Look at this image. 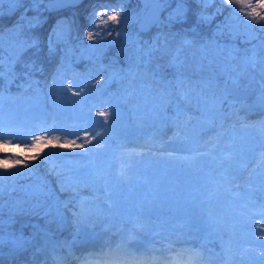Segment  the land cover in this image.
Masks as SVG:
<instances>
[{"label": "rangeland", "instance_id": "obj_1", "mask_svg": "<svg viewBox=\"0 0 264 264\" xmlns=\"http://www.w3.org/2000/svg\"><path fill=\"white\" fill-rule=\"evenodd\" d=\"M5 1L0 0V77L3 76L0 82L3 85L0 92V126H2L0 138L15 137L13 144L19 143V147H11L8 152L0 149L1 158L11 156L23 160L25 155L32 156L33 152H29L26 145L31 143L33 136H42L45 133L60 137L61 143L65 139L76 140L77 144L85 140V137L77 139V133L81 129L79 122L72 119L74 112L87 108L86 104L92 102L93 96H84L85 89L82 88L75 93H67L66 99L71 100L74 108L70 113H60L51 104L53 91L72 88L75 90L74 85L83 80L78 79L82 76V70L101 69L102 73L96 78L97 85L94 87L99 88V91L106 96H113L115 103L125 102V106L119 111L109 107L108 111L112 113L109 123L105 125L103 133L97 137L95 143L85 145L86 152L75 147L62 148L54 142L39 153L36 159L39 165H36L35 169L31 167V160L25 161L29 165L28 168L22 165L7 170L0 168V172L4 173L0 176V221H2L0 235L5 241L16 237L26 238L30 235L28 240L34 245L32 250H35L32 253L35 254L34 256L18 254L12 261L1 257L0 264H31L44 243L57 242L64 233L72 229L76 221H82L80 218L89 208L91 215L92 211L96 212L91 217L94 222L80 231L76 242L90 241L97 234L104 235L105 231L101 224L107 214L110 218H117L116 220L120 218L127 220L132 217L131 212H148L156 208L159 212L168 213L172 201L168 199L169 191L166 188H163L161 195L153 193L152 198L141 197L133 193L134 190L126 189L120 180L109 181L107 184L104 181L112 174L114 161L118 159L117 162H121L122 156L117 155L119 140H124L125 147L129 143L138 146L142 142L152 141L156 134H163L168 138L170 143L168 145L178 144L181 139H174L170 135L175 133L176 127L183 120L182 111H188L189 103L194 105L195 113L200 119H198L200 136L212 140L223 135V139L218 137L209 143L207 147L209 155L221 162L229 163L240 174L258 162L260 167L264 168V160L260 155L261 150L264 149V133L262 138V134L258 131L248 129L250 125L255 124L254 121L248 124L240 122L237 118L241 110L256 117L264 114V102L245 108L246 103L255 101L264 88V79L260 74L251 72L256 68L255 66H262L264 62L257 57L258 47L253 46L255 40H260V45L264 47V30L245 19L244 13L235 11L234 6L222 3L221 0H212L208 4L201 3L200 0H166L163 4L165 8L156 24L149 26L147 30L131 31L130 27L139 21L151 0H83L77 6L67 7L69 8H66L67 10L53 13L47 11L42 21H39L40 11L31 10L36 4L27 3L26 0ZM37 1L45 2V0ZM14 4L17 5L16 9L13 13H9L7 7ZM189 7H193L195 23L189 25L186 22H176ZM105 9L119 11V23L107 20V16L104 17L107 23H104L97 13ZM108 14L110 15L111 11ZM74 20L78 24L74 23ZM217 20L220 28L223 29L217 33L210 31V36L206 37L204 42L210 53L188 46L191 34L206 32L208 29L206 24ZM34 28L37 29L32 32ZM197 30L201 31L197 32ZM90 31L93 32L91 40L88 39ZM243 31H248L250 34L246 40L240 38ZM117 32L120 34L117 35ZM165 32L176 35L175 40H170L168 50L162 49V43L167 35ZM39 42L48 59L38 66H34L32 61L26 63L31 70L30 76L28 72L27 74L25 71L20 72V65L24 63V54L29 47ZM253 54H255L254 66L250 62ZM243 61H245L243 69L247 72V76L250 75L249 78H244L245 73H239L238 76L234 74ZM211 62L215 63L212 72L223 71V75L219 73L221 76L216 82V88L210 90L207 96L209 99L203 103L199 102L192 85L187 90L189 93L185 90L186 85L194 81L193 78L200 73V68L203 69L201 65L205 64L204 68H207V63ZM216 64L221 66L220 70H217ZM136 70L146 73L149 80L155 79L156 84H152L151 87L157 96L166 101L165 104L156 107L155 112L151 107L145 108L149 106V101L145 100L146 95L128 98V95L133 93L130 84L121 92H117V88L129 81ZM204 75L209 77L211 72ZM14 76H16L14 79L17 78L14 84L16 87L10 89ZM228 82H232L239 89H253V97L250 99L230 97L231 92L225 89ZM135 85L136 83L133 84ZM213 99H218V103L212 105ZM105 102L101 103L103 108ZM132 103L135 105L140 103L138 108L146 111V114L141 118L132 116ZM236 104H241L240 110H234ZM126 117L129 119L131 131L132 128L136 129L135 137H132L131 131L120 125ZM100 119L104 120V117L100 116ZM97 144L100 146L97 147ZM21 149H24V152L19 155ZM251 153L255 155L248 157ZM17 171L21 176H17ZM57 171L61 172V177L56 176V173H59ZM81 172L87 173L82 179L79 175ZM220 172L222 171L215 165L211 172H206L201 177L198 187H191L185 193L175 195L173 199L176 203L175 211L180 212L183 209V212L189 214L190 209L186 207L189 203L201 207L209 204L212 199L222 196L223 187L228 183L227 180L224 181L227 170H223L224 178L219 174ZM263 175L264 173L258 176ZM76 178L81 182L89 183L88 186L75 185L73 188H65L57 183L59 179L70 181ZM188 182L191 183V180ZM102 183L109 190L103 197L109 201L112 198L118 200L116 204L105 206L102 201L94 198L86 199V196L92 195L94 184ZM258 184L264 191V181ZM123 195H127L125 202L122 201ZM82 200L87 203L84 205L85 210L80 212L78 204ZM122 211L127 215L120 214ZM74 213L80 214L77 216ZM28 217L37 219L36 230H32L31 224L22 223V220ZM57 217H60L61 231L52 234L47 231L49 227L47 220H55ZM66 218L70 223L67 226ZM193 240H196L195 236ZM255 244L262 243L256 240ZM3 247H0V250Z\"/></svg>", "mask_w": 264, "mask_h": 264}, {"label": "bare ground", "instance_id": "obj_2", "mask_svg": "<svg viewBox=\"0 0 264 264\" xmlns=\"http://www.w3.org/2000/svg\"><path fill=\"white\" fill-rule=\"evenodd\" d=\"M206 25L208 26L206 32L197 30V32L203 34L195 33L190 35L188 46L195 50L200 48L205 50L206 53H210L204 46L206 37H209L211 32L217 33L223 28H220L218 20L211 21ZM165 35L166 39L162 43V49L168 50L170 48V40H175L176 35L174 36V34L168 32H165ZM248 36H250L249 32L243 31L240 38L241 40H246ZM254 42L253 46L259 49L257 57L263 62L264 47L260 45V40H255ZM244 62H242L241 67L234 71V74L238 76L240 75L239 73H245L244 78H249L250 75L247 76V72L243 69ZM213 66H215L214 62L207 63V68H204L205 64H202L201 67L203 69L200 68V73L193 78L194 81L186 85L185 92L189 93L187 90L192 85V90L198 95L199 102L205 103L204 101L209 99V97L207 99V96L210 94V90L216 88L217 80L223 75V71L212 72ZM216 66L217 70H220L221 66L217 64ZM255 67L251 72L260 74L264 79V62L262 66L257 65ZM82 72V76L78 77V79L83 80L78 81V84L74 85L75 90L70 88L71 90L61 89L53 91L51 104L60 113H70L74 111V108L71 100L66 99L67 93H75L82 88L83 90L85 89L84 96H93L92 102L86 104L87 108L80 112H74L75 115H73L72 119L75 122H79L78 125L81 129L78 131L77 137L88 139L96 132L102 134L106 125L97 113L108 111L109 107L119 111L121 110L120 108L125 106V102L122 104L115 103L113 96H106L99 91V88L94 87L97 85L96 78H99L98 75L102 73L101 69H86L82 70ZM209 72H211L209 77L204 75ZM219 73L222 74L219 75ZM63 76L70 77V75ZM134 83H136L135 86H133ZM128 84H130L129 87H131L133 92L128 95V98L132 99L146 95L144 97L145 100L149 101V106L145 108L151 107L153 112H155L156 107L166 103L163 100L164 98L157 96L151 87L152 84H156L155 79L149 80L143 71L136 70L129 78V81L117 88V92L127 88ZM104 101H106V105L104 104L105 107L103 108L101 103ZM217 101L219 100L213 99L212 105L217 104ZM259 102H264V88L255 101L246 103L245 108L256 106ZM131 105L132 116L141 118L146 114V111L138 108L140 103L137 105L132 103ZM240 105L236 104L234 110H240ZM170 106L173 105L170 104ZM187 107L188 111H182L181 114L183 120H180L181 122L176 127L175 133L170 135L174 139H181L178 144L175 146L168 145V138L163 136V134H156L152 141L142 142L138 146L129 143L127 147L124 146L117 153L119 157L122 156L121 162H117L116 156L115 159L117 160L114 159L113 164L115 167L112 169V174L108 175L107 180L104 181L107 184L109 181L120 180L126 189L134 190L133 193L141 197L152 198L153 193L161 195L163 188H166L169 191L168 199L172 201V205L169 206L170 211L163 213L155 208L150 209L148 212H131L132 217L127 220H124V218L116 220L117 218H110L109 214H107L103 222L101 221L105 231L104 235L97 234L90 241L76 242L80 231L87 228L91 222H94L91 217L96 212L92 211L91 215L89 208V211L87 210L85 214L82 213L83 215L80 218L82 221H76L72 229L64 233L57 242L47 241L44 243L40 253L33 262L31 261V264H136V261H142L143 264H173L172 257L181 252V244L189 241L194 236L199 242L200 250L195 248L196 250L193 251L202 253L201 262H206L207 264H264V239H261L264 237V191L258 184L264 181V175L258 176L264 173V168H261L258 162L255 165L252 164L240 174L229 163L214 159L208 154L207 147L216 138L223 139V135L212 140L205 136H200L198 131L199 117L195 113V107L192 103H189ZM188 117H191V119H188ZM237 118L240 119V122L248 124L254 121L255 124L250 125L248 129L258 131L263 138L264 114L256 117L241 110ZM171 140L173 141V139ZM96 141L97 138L92 143ZM116 162L117 164H115ZM215 165L221 171L227 170L224 181L227 180L228 183L223 187L222 196L212 199L209 204L201 205V207L189 203L186 205L190 209L189 214L183 212V209L180 212H176V203L173 201L174 196L182 192L185 193L191 187H198L201 177L206 172H211ZM122 171L123 175H121ZM57 172L59 173H56V176L61 177V172ZM85 174L87 173H79L81 179ZM127 178L129 180H126ZM188 180H191V183ZM57 183L65 188H73L75 185L86 187L89 184L85 181L81 182L79 178L78 180L76 178L70 181L59 179ZM94 188L92 195L86 196L87 200L94 198L97 201H102L105 206L118 202L114 198L109 201L103 197L109 191L104 187L103 183L94 184ZM126 196H122V201L125 202ZM121 206L123 208L124 204ZM120 214L127 215L123 211ZM22 223L31 224L32 230L37 229V219L35 217L24 218ZM258 223L260 227H257ZM256 240L262 244H255ZM117 247H119V251L111 255H101L102 252H107L109 249H117ZM182 260L186 264V256Z\"/></svg>", "mask_w": 264, "mask_h": 264}, {"label": "snow or ice", "instance_id": "obj_3", "mask_svg": "<svg viewBox=\"0 0 264 264\" xmlns=\"http://www.w3.org/2000/svg\"><path fill=\"white\" fill-rule=\"evenodd\" d=\"M201 3L208 4L211 3L212 0H200ZM222 3H226L228 5L234 6V10L237 12L244 13V18L249 20L252 24H256L260 26L261 30H264V0H221ZM109 11H111V14L109 15ZM97 15L100 17V19L104 22L107 23V20L119 23V17H120V12L117 10H109L105 9L101 13H97ZM107 16V20H104V17ZM98 34V33H97ZM117 35L120 33L117 32ZM111 35V32L109 33ZM88 39L91 40L93 39V32L88 33ZM250 62L255 65V54L250 58ZM78 94V93H77ZM97 115L104 117L103 123L107 124L109 123V119L112 115L111 112L105 110L98 112ZM188 119H191V117H188ZM101 133L96 132L94 135L90 136L88 139L83 140L82 143L77 144L76 140L68 141L64 140L63 143L60 142V137L58 136H50L47 133H45L42 136H33L31 143L29 145H26V148L29 152L36 153L35 155L32 156H24L23 160L21 159H14L11 156H5L3 158H0V168L7 170L10 167H14L16 165H22L24 168H28L29 165L25 163V161L28 160H36L39 156V153L44 150V148L48 147V145L53 144L54 142L59 144L60 147L62 148H80L83 149L85 152L87 149L85 148V145L91 144L93 140H96L97 137H100ZM16 138L13 137L12 139H4L0 138V149H3V151L8 152L11 147H19V143L13 144V140ZM77 139H80L79 137ZM97 147L100 145L97 144ZM24 152V149H21L19 155H22ZM14 155H17L14 153ZM47 155V154H46ZM131 155V153H129ZM261 158L264 160V149L261 150ZM227 159V157L225 158ZM4 175L3 172H0V176ZM121 175H123V171L121 172ZM63 190V189H62ZM86 201H80L78 206L80 208V212L84 211V205ZM80 213H74V215H79ZM0 225H2V221H0ZM257 227H260L259 223L257 224ZM261 239H264L262 237ZM5 238L0 235V247H3L5 244ZM11 243L14 247V249L17 250H23L25 241L22 237H16L12 238L8 241ZM119 251V247L117 249H109L107 252H102L101 255H111L114 252ZM187 257L186 264H200L201 259H202V253L192 251V250H182L181 252H178L176 256L172 257V262L173 264H185V262L182 260L183 257ZM135 260V258H134ZM136 264H143L142 261H136Z\"/></svg>", "mask_w": 264, "mask_h": 264}, {"label": "trees", "instance_id": "obj_4", "mask_svg": "<svg viewBox=\"0 0 264 264\" xmlns=\"http://www.w3.org/2000/svg\"><path fill=\"white\" fill-rule=\"evenodd\" d=\"M27 3H34L36 4V6L32 7L31 10H33L34 12H39V21H42L44 19V16L45 14L48 12L50 13H53V11L48 8L45 4V2H40V1H37V0H26ZM165 8V6L163 7ZM69 9V8H67ZM66 9V10H67ZM72 10V9H70ZM193 7H189L187 10H186V13L184 15H182L180 17V19L176 20V22L178 23H188L189 25H192L195 23V17L193 15ZM74 23L78 24L76 22V20L73 21ZM37 28H34L33 30H31L32 32H35ZM130 30H135L137 31V22H135L131 27H130ZM48 59L47 57V54L45 53V51L43 50V47L41 46V43H37V44H34L32 45L31 47L28 48V50L26 51V53L24 54L23 56V60H24V63H21L20 65V69L21 71L20 72H28V75L30 76L31 74L29 73L31 70L30 68H28V66L26 65V63H29L30 61H32L31 63L34 64V66H38L39 64L41 63H45V61ZM27 74V73H26ZM16 76L12 77V81H11V85H10V89H15L16 85L15 84V80L14 79ZM2 79H3V76L0 77V82H2ZM3 89V85L0 83V92L2 91ZM2 129V126H0V130ZM47 153L49 151H46ZM36 153H33V155H35ZM39 157V156H38ZM1 158V157H0ZM30 164L31 167L33 169H35V166L36 165H39L37 164V161L36 160H31L30 161ZM34 165V166H33ZM17 176H21L20 172L17 171ZM69 219H65V225L67 226L69 223L68 221ZM47 223L49 224V227L47 228V230L49 232H51L52 234H55L59 231H61V224H60V217H57L55 220H52V219H48L47 220ZM30 235H27V237L23 238L24 241H25V245H24V248L23 250H17V249H14L13 245L11 243H9L8 239L6 240L5 242V245L4 247L0 250V258H5V260H10L12 261L13 259H15L17 257L18 254H27V255H31L34 251L32 250L33 248V244L28 240V237Z\"/></svg>", "mask_w": 264, "mask_h": 264}, {"label": "water", "instance_id": "obj_5", "mask_svg": "<svg viewBox=\"0 0 264 264\" xmlns=\"http://www.w3.org/2000/svg\"><path fill=\"white\" fill-rule=\"evenodd\" d=\"M10 0H6L5 2H8ZM83 0H46V4L50 7L52 11H60L64 10L67 7H74L80 4ZM166 0H151L149 5L147 6L145 12L140 17L137 28L138 30H147V28L151 25H154L157 23V21L161 17L163 4ZM17 5L14 4L12 6H8L7 10L9 13H13V11L16 9ZM225 89L228 92H231L234 98L241 99V98H252L254 94L253 89H239L237 88L232 82H228L225 86ZM124 126L129 128V121L128 118H126L123 123ZM0 155H2V152H0Z\"/></svg>", "mask_w": 264, "mask_h": 264}]
</instances>
